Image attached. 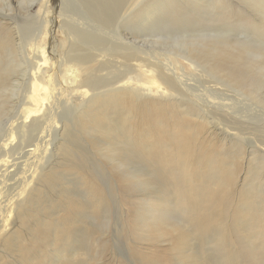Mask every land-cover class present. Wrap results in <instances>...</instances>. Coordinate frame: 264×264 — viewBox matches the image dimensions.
I'll return each mask as SVG.
<instances>
[{"label":"rangeland","instance_id":"374dc122","mask_svg":"<svg viewBox=\"0 0 264 264\" xmlns=\"http://www.w3.org/2000/svg\"><path fill=\"white\" fill-rule=\"evenodd\" d=\"M115 1L128 18L152 4L135 46L150 72L99 57L103 37L70 44L58 12L91 6L0 0V264H264V161L246 139L264 132V0L92 2ZM78 57L91 65L68 84Z\"/></svg>","mask_w":264,"mask_h":264},{"label":"bare ground","instance_id":"6f19581e","mask_svg":"<svg viewBox=\"0 0 264 264\" xmlns=\"http://www.w3.org/2000/svg\"><path fill=\"white\" fill-rule=\"evenodd\" d=\"M37 0H30V3L29 5L32 6L31 4H33V2H35ZM73 0H70V3L73 4L72 2ZM78 1V4H81V5H84V6H91L90 8H87V7H84V9L82 10V12H72V8L74 6H72V8L70 7V13L69 15H62V11L58 10V17H62L64 16L68 22L61 20L63 22V27L67 28L65 31H66V34L68 35L69 37V40H70V44H71V40H74V39H80L81 37H87V39H89V37H103V39H105L107 41V43L110 45V49H109V45L107 48H103L102 50H100L99 52L101 53V55L99 57L101 58H104L106 55H109V54H112L113 53H116V57L117 58H121L123 60H120L118 62L120 63H123L124 60L126 59H129V61L131 60L132 62L129 63L130 66H133L135 68H141V66H147L149 69H146L147 72H150L152 70V68H150L152 66L153 63H151V61L147 58V57H139V55H137V51H136V48L135 46L137 45L138 46V42H137V37H138V33L141 31V29H144L145 27H143V18H140V17H144L145 13L148 12L147 9L149 5H152L151 3H147L146 5H144L143 7H140L139 9L137 7H135L134 9H132L133 12L136 11V15H134V17H131V18H128V15L130 14V12H128L129 7L132 6L131 4L129 5V7H124L122 6L121 7H118V3H110V4H107V6H103V5H97V4H94L92 1L93 0H77ZM120 1V0H119ZM122 1V0H121ZM130 1V0H129ZM136 1V0H135ZM141 1V0H140ZM148 1V0H147ZM146 1V2H147ZM144 2V1H143ZM28 5V6H29ZM66 5V3H65ZM68 5V4H67ZM71 5V4H70ZM134 5H137V4H134ZM133 5V6H134ZM68 7V6H67ZM113 7H116V8H121L118 12L116 13V15L113 17V12H114V9ZM156 7V6H155ZM155 7H152V8H155ZM151 8V7H150ZM29 9V8H28ZM63 10V9H62ZM116 10V9H115ZM159 10V9H158ZM64 11V10H63ZM121 12V13H120ZM150 12V11H149ZM158 12V11H157ZM68 13V12H67ZM128 13V14H127ZM140 15V16H139ZM151 16V15H150ZM63 17V18H64ZM149 18V17H147ZM62 19V18H61ZM143 19V20H142ZM147 20V19H145ZM162 20H158V22L156 20H152L150 23H159L161 22ZM166 21V19H165ZM135 22V24H134ZM132 25V26H129L128 24ZM185 24V23H184ZM151 24H149L150 26ZM161 25H162V22H161ZM164 26H167L168 27V23H164L163 24ZM148 26V29L151 28V26L149 27ZM156 26V25H155ZM160 28V27H159ZM165 29V28H164ZM148 32V31H147ZM160 32V31H159ZM35 34V33H34ZM152 34V33H151ZM188 35V34H187ZM196 36V35H195ZM143 37V36H142ZM153 37V36H152ZM200 38L201 36H197V38ZM26 38V37H25ZM28 38V37H27ZM35 38V37H34ZM33 38V39H34ZM194 38V37H193ZM143 39V38H142ZM145 39V38H144ZM196 39V37H195ZM23 40V39H22ZM156 40V39H155ZM153 40V43L157 42ZM185 40H187L186 38H182V40L180 42L179 39H176L174 41V44H178V45H181V46H186V44L188 43H185ZM193 40V39H191ZM198 40H196V43H197ZM195 42V41H194ZM217 42V43H216ZM180 43V44H179ZM35 45H39L40 46V49H39V57L38 58V61H41L42 64H45L46 62V58H47V55L45 54V47H44V44L43 42L41 43H38V42H34ZM173 44V45H174ZM190 43H188L187 45H189ZM193 44V43H191ZM190 44V46H192ZM199 45H201L203 48H210V49H214V50H218L219 53H222V56L223 57H234L235 55L232 54V52H230L229 50L225 51V49L220 46V45H223V42H220V41H213L211 42L210 44H207L206 41L204 39L200 40L199 43H197ZM72 45V44H71ZM93 46V45H92ZM194 46V45H193ZM246 46V45H245ZM143 47V46H142ZM153 47V46H152ZM200 47V46H199ZM198 47V48H199ZM253 47V46H252ZM51 48V47H50ZM89 48V47H88ZM137 48H140V47H137ZM127 49H132V52L131 53H128V52H125V50ZM147 49V48H146ZM155 49V48H154ZM158 49V48H156ZM178 49V48H177ZM182 49V48H181ZM189 49V48H188ZM90 50V49H89ZM144 50V48H143ZM142 50V51H143ZM151 50V49H150ZM261 50V49H260ZM123 51V52H122ZM250 51V50H249ZM253 51V50H252ZM52 52H53V49H50L48 50V53L49 55H52ZM177 53V52H176ZM256 53V51L254 52ZM99 54V53H98ZM97 54V56H98ZM252 55V54H251ZM110 56V55H109ZM114 56V55H113ZM239 56V55H238ZM262 56V54H261ZM112 57V56H111ZM50 58H54V55L51 56ZM235 58V57H234ZM116 60V59H115ZM57 61V60H56ZM94 61V60H93ZM96 62H100V60H95ZM94 61V62H95ZM135 61V64L133 63ZM71 62V61H70ZM69 62V64H70ZM91 62V61H90ZM80 63H83V65H79ZM86 63H88V65L90 64L88 62L87 59H84L83 57H78V59L76 60L75 64H77L75 67V69L71 70L68 68L67 70V74H66V80H67V83L68 84H74V83H77L79 81V79H77L76 77L80 76V73H78L76 70L78 68H82L84 69V66H86ZM252 63V62H251ZM68 64V65H69ZM91 65V64H90ZM89 65V66H90ZM253 73V72H252ZM84 75V74H83ZM229 76L231 75H234L235 77L238 78V74H234L232 72L228 73ZM243 76L244 74H239V78L240 79H243ZM65 78V77H64ZM83 78V77H82ZM65 80V81H66ZM126 84V80L124 81H121L120 85L119 86H115V88H111L112 89V94L115 93V94H118L120 92H125V91H130V87H127V86H124ZM166 84V83H165ZM83 85L82 83L79 85L81 86ZM108 85V84H107ZM78 86V87H79ZM105 86V85H104ZM168 87V86H167ZM166 85H163L162 86V90L166 89L167 88ZM98 88V87H97ZM104 89V88H103ZM107 89V88H106ZM88 90H91L92 92L93 89L88 88ZM107 91V90H106ZM45 93L43 92L42 93V96L44 95ZM109 94V93H108ZM94 93H92V97H94ZM99 95V93L97 94ZM223 97V96H221ZM232 99V97H231ZM230 98H223L221 99L218 107L220 109H227V110H231V114L234 116L236 112V114H241L239 113L240 110H236V102H233L231 101ZM225 100H228V101H225ZM233 100V99H232ZM239 106V105H238ZM252 110V109H251ZM224 111V110H223ZM206 112H207V109H206ZM230 112V111H229ZM227 113V111H226ZM230 114V113H229ZM264 118V110H262L261 114ZM208 117V116H207ZM206 117V118H207ZM235 117V116H234ZM209 118V117H208ZM237 120L241 121V117H235ZM216 119V118H215ZM258 119V118H257ZM234 120V119H233ZM217 121V120H216ZM218 122V121H217ZM241 122H244V121H241ZM211 123V122H210ZM221 124V126L219 127L218 126V130L220 134L223 135V137H221L222 139L224 138H228L229 140L230 139H233L237 142H239L240 144H243L242 143V139L244 141V137L246 138V136H244V133L242 131V128L240 126H238L236 123V121L234 122H231L229 120H225V122H219ZM261 123V122H260ZM245 129V128H244ZM264 129V128H263ZM262 130V128H261ZM264 131V130H263ZM221 135V136H222ZM261 139L259 138H246L248 141H247V146L248 148L250 149H247L249 154L256 157L255 153L257 152H262V156L260 157L262 162L264 161V132H262V134L260 135ZM245 144V143H244ZM263 148V149H262ZM6 164V163H5ZM4 166V165H3Z\"/></svg>","mask_w":264,"mask_h":264}]
</instances>
